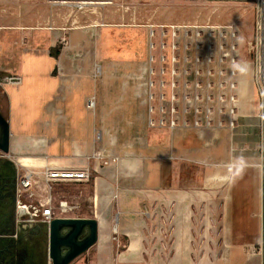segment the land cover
Returning <instances> with one entry per match:
<instances>
[{"label":"crops","instance_id":"crops-1","mask_svg":"<svg viewBox=\"0 0 264 264\" xmlns=\"http://www.w3.org/2000/svg\"><path fill=\"white\" fill-rule=\"evenodd\" d=\"M133 1L123 8L81 10L54 0H0V74L22 79L0 86V111L10 127L8 157L20 172L89 169V180L57 183L52 195L84 204L73 216L97 219L98 240L89 249L93 264L149 253H169L177 259L171 264H183L179 259L194 251L201 199L217 195L229 206L230 223L243 226L255 211L256 196L262 206L264 172L224 147L221 138L231 129L194 125L193 108L184 109L182 84L179 124H156L160 102L147 95V23L154 16L149 8L137 10ZM137 14L142 23L135 25ZM160 65L152 64L153 79ZM236 81L240 101L245 81L240 74ZM165 91L170 94L169 85ZM163 104L168 110L169 103ZM213 130H226L214 133L217 146L208 139ZM225 158L235 165L216 163ZM42 187L34 189L37 197ZM124 260L116 264H130Z\"/></svg>","mask_w":264,"mask_h":264},{"label":"built area","instance_id":"built-area-1","mask_svg":"<svg viewBox=\"0 0 264 264\" xmlns=\"http://www.w3.org/2000/svg\"><path fill=\"white\" fill-rule=\"evenodd\" d=\"M251 2L254 10L253 36L249 41L253 54L252 80L264 119V0ZM133 23L136 24V21L133 20ZM147 27L150 63L147 95L149 101L157 98L160 102V114L156 124L161 127L168 125L171 128L179 124L178 104L181 86L184 85V109L186 110V106L193 108L196 115L193 123L196 127L226 126L231 130L236 129L240 107L236 81L240 72L233 68L234 62L237 63L234 56L237 49L233 43L237 35L236 24L216 27L217 34L196 25L147 24ZM157 61L161 63L158 69L159 77L153 79L151 76L156 75V71L152 64ZM168 62L170 68L167 67ZM166 75L170 76L168 81L164 77ZM21 80V76L10 72L0 74V86L17 84ZM168 85L171 89L169 95L165 91ZM164 102L169 103L168 110H165ZM89 106H94L93 100H89ZM149 110L153 112L155 106L150 104ZM149 122L150 125L155 124L152 118ZM0 154L5 155L1 150ZM89 179L88 168L45 167L39 172H19L17 206L20 221L49 224L54 217L67 216L77 206L66 199L56 201L52 195L55 185ZM41 183L43 193L37 197L34 189ZM261 217L264 224V182ZM48 264H52L50 259Z\"/></svg>","mask_w":264,"mask_h":264},{"label":"rangeland","instance_id":"rangeland-1","mask_svg":"<svg viewBox=\"0 0 264 264\" xmlns=\"http://www.w3.org/2000/svg\"><path fill=\"white\" fill-rule=\"evenodd\" d=\"M54 1L68 4L70 7L75 6L76 9L81 8V10H86L90 7L93 9L97 5L108 6L109 8H123L129 3H134L133 0ZM135 5L137 10L139 7L151 9V15L154 17L150 18L147 24L174 23L188 26L196 25L202 29L212 31L213 34H217L218 28L216 27L218 26L224 27L231 23L236 24L237 35L233 43L237 50L234 52V56H236L237 63L247 64L249 70L246 73H240L241 79L245 81L240 93V125L232 130L231 135L224 134L221 140L222 143L225 141L223 143L224 147L228 148V150L231 149L233 156L244 157L245 161H251L257 165L258 170L264 172V119L254 95L252 83L253 54L249 48V41L253 36L254 21V10L251 0H136ZM89 15V11L83 12V16L88 19L90 18ZM93 15L101 17L97 13ZM115 17L112 16V18ZM118 20L120 21L119 23H127L126 18H119ZM136 22L142 23V19L138 18V14ZM222 30L225 29L222 28ZM8 67L1 66V68ZM216 132L221 134V132L225 133L226 130L210 131L208 139L214 140L213 144L215 146L219 144V141L214 139V133ZM219 138L217 140H220ZM223 162H227L230 165L229 167L235 165L231 158H225L224 161L220 160L216 163L223 165ZM222 203V199L217 195H211L208 198H202L197 204L198 207L195 210L196 218L193 224L194 251L190 257L180 258L179 261L183 264H262L263 221L261 217L262 206L258 196H256L253 204L255 211L244 222L243 226H236L233 223L234 220L231 225L229 206H225V204L223 206ZM72 204L84 206V204L80 203ZM79 210V208H76L67 216L78 217L73 215H77ZM119 246L122 247L123 244ZM155 255L156 257L149 253L147 257L130 260L121 259V256H119V258H112L110 262L111 264H116L124 260L130 262V264H171L177 261L169 253ZM94 259L93 251L88 250L70 264H93Z\"/></svg>","mask_w":264,"mask_h":264},{"label":"flooded vegetation","instance_id":"flooded-vegetation-1","mask_svg":"<svg viewBox=\"0 0 264 264\" xmlns=\"http://www.w3.org/2000/svg\"><path fill=\"white\" fill-rule=\"evenodd\" d=\"M19 172L8 155L0 154V264H48L47 226L18 217Z\"/></svg>","mask_w":264,"mask_h":264},{"label":"water","instance_id":"water-1","mask_svg":"<svg viewBox=\"0 0 264 264\" xmlns=\"http://www.w3.org/2000/svg\"><path fill=\"white\" fill-rule=\"evenodd\" d=\"M0 150L5 155L10 153L9 122L1 111ZM45 225L48 234V257L52 264H70L98 240V221L94 217H54L49 224ZM262 229L261 252L262 264H264V224Z\"/></svg>","mask_w":264,"mask_h":264},{"label":"clouds","instance_id":"clouds-1","mask_svg":"<svg viewBox=\"0 0 264 264\" xmlns=\"http://www.w3.org/2000/svg\"><path fill=\"white\" fill-rule=\"evenodd\" d=\"M233 68L240 73H246L249 70V66L247 64L235 63L233 64Z\"/></svg>","mask_w":264,"mask_h":264},{"label":"trees","instance_id":"trees-1","mask_svg":"<svg viewBox=\"0 0 264 264\" xmlns=\"http://www.w3.org/2000/svg\"><path fill=\"white\" fill-rule=\"evenodd\" d=\"M58 52H59V49L56 51V53H55V54L57 55V54H58Z\"/></svg>","mask_w":264,"mask_h":264}]
</instances>
